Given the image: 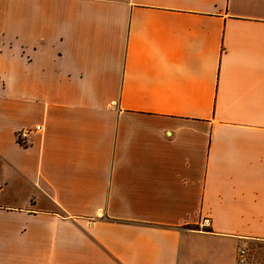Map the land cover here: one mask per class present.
Masks as SVG:
<instances>
[{
  "label": "crops",
  "instance_id": "obj_1",
  "mask_svg": "<svg viewBox=\"0 0 264 264\" xmlns=\"http://www.w3.org/2000/svg\"><path fill=\"white\" fill-rule=\"evenodd\" d=\"M260 243L264 0H0V264Z\"/></svg>",
  "mask_w": 264,
  "mask_h": 264
},
{
  "label": "built area",
  "instance_id": "obj_2",
  "mask_svg": "<svg viewBox=\"0 0 264 264\" xmlns=\"http://www.w3.org/2000/svg\"><path fill=\"white\" fill-rule=\"evenodd\" d=\"M35 130H41L42 126L41 125H37L34 128ZM31 132V129H24V131H20L19 132V137L21 139V142L24 143L25 145H28V136ZM205 223L208 225L210 223V220L206 219ZM240 261L241 262H245L246 261V250L245 249H241L240 251Z\"/></svg>",
  "mask_w": 264,
  "mask_h": 264
},
{
  "label": "rangeland",
  "instance_id": "obj_3",
  "mask_svg": "<svg viewBox=\"0 0 264 264\" xmlns=\"http://www.w3.org/2000/svg\"><path fill=\"white\" fill-rule=\"evenodd\" d=\"M21 131H24V129H22ZM18 140H19V142H20L22 145H25L24 143L21 142V139H20V137H19V133H18ZM258 246H259V247H258ZM252 248H261V249H260L261 255L264 256V243L256 244V245H254Z\"/></svg>",
  "mask_w": 264,
  "mask_h": 264
}]
</instances>
